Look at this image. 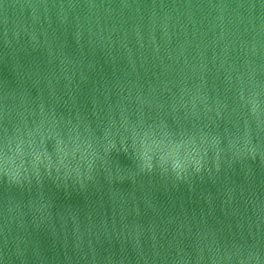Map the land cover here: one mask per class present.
Instances as JSON below:
<instances>
[{"label": "water", "instance_id": "95a60500", "mask_svg": "<svg viewBox=\"0 0 264 264\" xmlns=\"http://www.w3.org/2000/svg\"><path fill=\"white\" fill-rule=\"evenodd\" d=\"M0 264H264V0H0Z\"/></svg>", "mask_w": 264, "mask_h": 264}]
</instances>
